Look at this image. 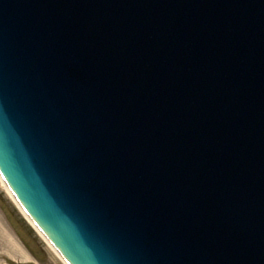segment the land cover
<instances>
[{"label":"water","instance_id":"water-1","mask_svg":"<svg viewBox=\"0 0 264 264\" xmlns=\"http://www.w3.org/2000/svg\"><path fill=\"white\" fill-rule=\"evenodd\" d=\"M0 175L67 264H264V0H0Z\"/></svg>","mask_w":264,"mask_h":264},{"label":"rangeland","instance_id":"rangeland-1","mask_svg":"<svg viewBox=\"0 0 264 264\" xmlns=\"http://www.w3.org/2000/svg\"><path fill=\"white\" fill-rule=\"evenodd\" d=\"M0 264H65L23 216L1 181Z\"/></svg>","mask_w":264,"mask_h":264},{"label":"bare ground","instance_id":"bare-ground-1","mask_svg":"<svg viewBox=\"0 0 264 264\" xmlns=\"http://www.w3.org/2000/svg\"><path fill=\"white\" fill-rule=\"evenodd\" d=\"M0 181L2 183L3 188L7 191V193L9 194V196L11 197V199L14 201V203L17 205V207L20 209L21 213L23 214V216L27 219V221L32 225V227H34V229L37 231V233L41 236V238L47 243V245L59 256V258L65 263L67 264L63 258L59 255V253L53 248V246L48 242V240L41 234V232L36 228V226L33 224L32 220L30 218H28V216L24 213V211L21 209V206H19V203L17 202V200L15 199V197L13 196L12 192L10 191L9 187L7 186V184L5 183L4 179L2 178V176L0 175Z\"/></svg>","mask_w":264,"mask_h":264}]
</instances>
